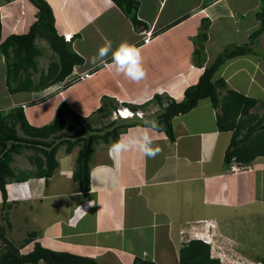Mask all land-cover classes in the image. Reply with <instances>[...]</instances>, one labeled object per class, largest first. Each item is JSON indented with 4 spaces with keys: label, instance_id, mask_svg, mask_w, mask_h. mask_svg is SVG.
I'll use <instances>...</instances> for the list:
<instances>
[{
    "label": "crops",
    "instance_id": "crops-1",
    "mask_svg": "<svg viewBox=\"0 0 264 264\" xmlns=\"http://www.w3.org/2000/svg\"><path fill=\"white\" fill-rule=\"evenodd\" d=\"M45 1L53 11L56 31L65 41L69 38L83 63L75 65L62 82L9 94L0 56V89L5 86L7 93L6 97L0 92V109L25 105L22 110L29 125L39 128L52 123L59 105L65 103L87 119L90 127L83 128L68 113L64 116L76 125L69 133L83 131V138L91 130L103 135L113 126L136 123L122 127L119 139L144 120L157 122L167 103L182 100L185 90L199 81L219 55L241 46H248L250 53L226 60L212 81L225 84L217 88L219 99L228 90L252 98L256 106L249 115L264 119V89L251 70L254 66L264 80V50L259 48L264 32L250 40L260 25L256 17L260 0H135L137 26L106 0ZM36 13L28 0H0L2 37L25 33ZM106 41L112 42L113 50L122 42L139 48L144 79L132 81L106 69L99 60L92 63L91 57ZM49 62L43 69L38 64V71L45 70ZM107 62H111V53ZM254 86L260 95L253 92ZM116 110L134 116L123 117L118 111L114 116ZM220 114V106L213 107L209 98L199 100L191 111L172 119L174 140L154 137L161 149L155 158L130 151L116 159L109 152L113 138L98 140L86 194L72 179L78 146L69 153L66 145L57 149L58 166L46 181L36 176L31 162L42 154L21 149L13 154L10 166L22 180L6 184L5 207L0 192V228L5 238L20 246L23 254L39 244L98 264H133L135 259L178 264L180 249L197 236H209L210 248L214 247L211 258L219 256L218 252L212 256L219 243H233L240 249L233 226L245 228L253 216L264 217V156L249 164L237 161L249 169L231 173L224 157L233 132L220 130ZM13 217L16 223L10 221Z\"/></svg>",
    "mask_w": 264,
    "mask_h": 264
},
{
    "label": "trees",
    "instance_id": "trees-1",
    "mask_svg": "<svg viewBox=\"0 0 264 264\" xmlns=\"http://www.w3.org/2000/svg\"><path fill=\"white\" fill-rule=\"evenodd\" d=\"M10 0H6L9 2ZM37 10L36 20L23 34H11L2 37L0 20V56L5 62V86L9 94L20 92H33L42 90L68 77L75 65H81L82 59L72 50L71 43L64 40L55 28V20L50 5L45 0H28ZM112 2L129 18L133 26L140 24L137 18L138 3L135 0H112ZM256 17L260 22L250 36L253 41L264 32V0H260ZM45 41L53 54V59L47 68L38 71V58L41 55L35 41ZM251 51L248 46L232 47L219 55L205 68L199 81L188 87L182 100H171L157 116V123L170 140H174L171 121L174 117L186 114L195 108L198 101L209 98L212 106H220L221 114L217 118L218 127L222 131H232V139L225 153L224 161L228 165L232 158L242 164L251 163L256 157L264 156V119L249 115L250 109L256 106V101L234 91L228 90L226 95L219 99L217 88L224 87L223 81H212L218 68L228 59L247 55ZM39 72V73H38ZM38 74V77L35 75ZM36 103V102H35ZM68 113L70 120L81 127H90L87 119L78 116L65 104L61 103L55 113L52 123L43 127H33L26 121L21 107L0 109V192L2 207L6 206V184L17 178L11 168L12 156L21 149H34L42 154L31 159L36 169V176L48 180L54 173L58 164L55 159L57 149L65 146V151L70 152L78 146L79 150L75 159L72 179L78 185L81 193L90 190V161L94 145L98 140L107 142L118 140L120 129L136 125H116L103 135H98L94 130L86 138L83 131H76V125L64 120ZM251 121L248 123V119ZM257 119V120H256ZM255 121V122H254ZM115 121L112 122V125ZM20 131V133H19ZM99 131V130H96ZM244 131V132H243ZM95 132V133H94ZM100 132V131H99ZM242 136V137H241ZM73 138V141H69ZM58 140V141H57ZM40 145V147H38ZM38 148H37V147ZM26 180V179H25ZM20 246L9 242L0 228V264H98L95 260L81 258L67 253L55 252L35 244L29 253H20ZM264 263V257L260 259ZM133 264H155L150 260L135 259ZM178 264H220L219 259L211 258L210 247L199 240H191L179 251Z\"/></svg>",
    "mask_w": 264,
    "mask_h": 264
},
{
    "label": "clouds",
    "instance_id": "clouds-1",
    "mask_svg": "<svg viewBox=\"0 0 264 264\" xmlns=\"http://www.w3.org/2000/svg\"><path fill=\"white\" fill-rule=\"evenodd\" d=\"M106 3L111 5L112 0H106ZM67 42H69V38ZM110 53L111 62L109 63L107 62V57ZM98 60L103 62L106 69H114L116 74H123L127 79L132 81H140L144 79L146 74L142 66L140 49L127 42H122L113 50L112 42L106 41L105 44L98 49L97 54L91 57L92 63H96ZM73 70L72 68L71 73L74 72ZM82 78H84V76H82ZM23 106L25 107V105H22V109L24 110L25 108H23ZM117 111L118 113L120 112V110L114 111V116L117 115ZM129 113L130 118H132L134 113ZM157 136H166V133L155 120H144L138 129L130 130L122 134L118 140L113 142L109 146V152L116 159H119L124 153L130 151H136L145 158H155L161 151L160 147L156 146L154 143V137ZM77 208L80 212L85 213L81 208ZM196 240L203 242L200 239ZM209 242L210 243H203L210 247L212 245L210 239Z\"/></svg>",
    "mask_w": 264,
    "mask_h": 264
},
{
    "label": "rangeland",
    "instance_id": "rangeland-1",
    "mask_svg": "<svg viewBox=\"0 0 264 264\" xmlns=\"http://www.w3.org/2000/svg\"><path fill=\"white\" fill-rule=\"evenodd\" d=\"M2 25L4 27V21H2ZM243 33H245L244 29L241 30V35H243ZM239 38H243L242 40H244L245 37ZM35 43L41 52V56L38 58V64L42 68L39 69H43L48 60H51L53 58V54L44 41L36 40ZM259 48L264 50V42H259ZM262 59L264 61V55H262ZM251 66L248 65V68H250ZM251 68L252 73L254 72V76L257 77V81L259 82V84H262V87L264 89L263 78L259 76L256 70H254V66ZM246 76L247 75L245 73V77ZM4 87L5 86H2V90L0 89V92L3 91L4 95L7 97L6 89H4ZM254 88L256 87H252L253 92L260 95V91ZM21 212L22 213L20 217L23 218V210H21ZM6 215L7 214L5 213L4 217ZM10 221L16 223V219L14 217L10 218ZM232 230L238 234L237 239L240 249H238V247H236V245H234L233 243H219L217 244L216 251L212 252V256H216L215 253L218 252L219 256H216V259H219L220 264H261L262 262L260 259L264 257V217L253 216L250 220V223L248 224V227L242 228L240 225H234ZM210 249L213 250L214 247Z\"/></svg>",
    "mask_w": 264,
    "mask_h": 264
},
{
    "label": "built area",
    "instance_id": "built-area-1",
    "mask_svg": "<svg viewBox=\"0 0 264 264\" xmlns=\"http://www.w3.org/2000/svg\"><path fill=\"white\" fill-rule=\"evenodd\" d=\"M147 39H148V38H146L145 40H147ZM23 108H25V107L23 106ZM229 169H230L231 173H238V172H240V171H244V170L249 169V167H248V166L246 167V166H244V165L239 164V163L236 161L235 158H232V159H231V162H230V165H229ZM196 239H200V240H202L204 243H210V242H209V238H208V236H206V237H203V236H197Z\"/></svg>",
    "mask_w": 264,
    "mask_h": 264
},
{
    "label": "bare ground",
    "instance_id": "bare-ground-1",
    "mask_svg": "<svg viewBox=\"0 0 264 264\" xmlns=\"http://www.w3.org/2000/svg\"><path fill=\"white\" fill-rule=\"evenodd\" d=\"M124 113H128V115L125 116ZM117 114H118V113H117ZM120 114H121L123 117H130V113L127 112V111H123V110H122V111L120 112ZM118 115H119V114H118ZM121 115H120V116H121Z\"/></svg>",
    "mask_w": 264,
    "mask_h": 264
},
{
    "label": "snow or ice",
    "instance_id": "snow-or-ice-1",
    "mask_svg": "<svg viewBox=\"0 0 264 264\" xmlns=\"http://www.w3.org/2000/svg\"><path fill=\"white\" fill-rule=\"evenodd\" d=\"M124 115H125V116H127V115H128V113H124Z\"/></svg>",
    "mask_w": 264,
    "mask_h": 264
}]
</instances>
